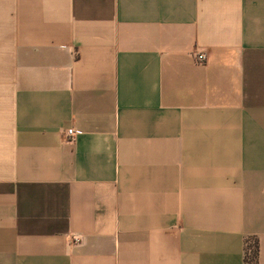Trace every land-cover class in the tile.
Returning a JSON list of instances; mask_svg holds the SVG:
<instances>
[{
	"label": "crops",
	"instance_id": "0c3cea01",
	"mask_svg": "<svg viewBox=\"0 0 264 264\" xmlns=\"http://www.w3.org/2000/svg\"><path fill=\"white\" fill-rule=\"evenodd\" d=\"M0 264H264V0H0Z\"/></svg>",
	"mask_w": 264,
	"mask_h": 264
},
{
	"label": "built area",
	"instance_id": "2783aa9c",
	"mask_svg": "<svg viewBox=\"0 0 264 264\" xmlns=\"http://www.w3.org/2000/svg\"><path fill=\"white\" fill-rule=\"evenodd\" d=\"M193 56H194V59L196 60V62H199V63H205L207 60V55L203 52H195ZM67 135H69V136L74 135L73 128L67 129ZM248 251H249V249L246 248V253Z\"/></svg>",
	"mask_w": 264,
	"mask_h": 264
},
{
	"label": "trees",
	"instance_id": "16d2710c",
	"mask_svg": "<svg viewBox=\"0 0 264 264\" xmlns=\"http://www.w3.org/2000/svg\"><path fill=\"white\" fill-rule=\"evenodd\" d=\"M256 252H257V246H256V242L251 245V252L249 253V255L247 256V262L249 263H253L255 260V256H256ZM246 257V258H247Z\"/></svg>",
	"mask_w": 264,
	"mask_h": 264
}]
</instances>
